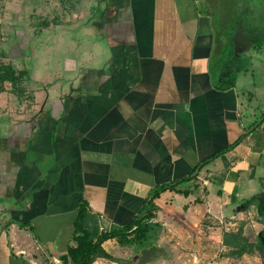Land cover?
<instances>
[{
    "label": "crops",
    "instance_id": "0c3cea01",
    "mask_svg": "<svg viewBox=\"0 0 264 264\" xmlns=\"http://www.w3.org/2000/svg\"><path fill=\"white\" fill-rule=\"evenodd\" d=\"M112 1L97 30L72 28L98 32L93 43L63 39L45 63L56 67L35 74L41 86L0 104V264H72L62 258L83 203L101 231L123 228L191 176L178 187L189 198L163 195L143 247L109 239L120 262L92 264H137L155 245L173 264H262L258 250L232 256L224 244L225 232L243 226L257 243L264 229L263 103L255 71L245 87L239 27L203 0Z\"/></svg>",
    "mask_w": 264,
    "mask_h": 264
},
{
    "label": "rangeland",
    "instance_id": "374dc122",
    "mask_svg": "<svg viewBox=\"0 0 264 264\" xmlns=\"http://www.w3.org/2000/svg\"><path fill=\"white\" fill-rule=\"evenodd\" d=\"M112 3V0H0V64L12 62L18 71L27 72L17 84L7 81L2 85L0 82V95L4 93V97L0 96V104L9 105L6 101L13 100L15 96L23 98L34 92L35 85L41 86L35 74L43 75L48 66L56 67L45 63L47 59L61 55L63 39L70 41L72 38L68 37L71 36L86 46L93 43L98 32L83 35L79 30L84 27L97 30L96 22L101 20L97 14L101 12L103 15L107 9L113 8ZM203 4L205 9L223 15L231 30L238 26L239 33L243 34L240 35L239 54L243 65L250 68L245 77V87H253L254 76L251 73L255 71V104L263 103L264 114V0H203ZM76 26L81 28L73 30ZM57 41L59 45L53 48L52 43L57 44ZM25 101L28 103V98H24ZM136 252L140 253V250L136 249ZM257 252L262 257V252ZM174 259L173 254L167 255L153 264H173ZM200 259L194 264H207L221 258ZM261 260L264 264L263 258Z\"/></svg>",
    "mask_w": 264,
    "mask_h": 264
},
{
    "label": "trees",
    "instance_id": "16d2710c",
    "mask_svg": "<svg viewBox=\"0 0 264 264\" xmlns=\"http://www.w3.org/2000/svg\"><path fill=\"white\" fill-rule=\"evenodd\" d=\"M26 73L27 72L23 70L18 71L12 62L6 63L4 61L0 64V82L2 85L7 81L13 84L19 83ZM242 139L243 138L239 139L234 145L238 144ZM194 178L195 177L191 176L190 178L181 179L175 184L163 185L148 201L147 213L143 217L133 220L129 225L123 228H113L106 232L100 230L97 221L90 215L87 204L83 203L79 210L75 227V245L69 248L68 254L62 258L63 261L65 263L72 262V264H92L97 258L105 257L120 262L119 259H115L104 249L103 243L109 239L117 238L122 244H137L143 247L154 225L151 219L161 210V199H163V195L167 193H173L174 195L182 193L189 198L191 191L184 190L182 192L178 187L179 185L181 186L184 183H188V181ZM194 188L197 189L198 186L195 185ZM257 200L258 197H253L247 202V206ZM197 201L198 200L188 201L183 209L188 211L191 205ZM257 206L264 224V201L258 200ZM135 226L136 228L133 229ZM224 244L231 248L230 255L232 256H242L245 253H253L255 250H259L262 252V258L264 260V229L258 237L257 243H251L244 235L243 226L240 227L238 231L225 232Z\"/></svg>",
    "mask_w": 264,
    "mask_h": 264
},
{
    "label": "water",
    "instance_id": "95a60500",
    "mask_svg": "<svg viewBox=\"0 0 264 264\" xmlns=\"http://www.w3.org/2000/svg\"><path fill=\"white\" fill-rule=\"evenodd\" d=\"M262 120H260V122H262ZM166 255L167 250L164 247L155 245L149 248H145L142 250L139 262L137 264H149Z\"/></svg>",
    "mask_w": 264,
    "mask_h": 264
}]
</instances>
